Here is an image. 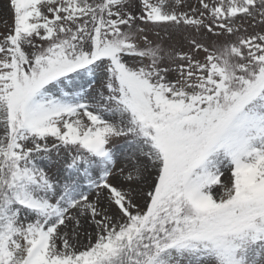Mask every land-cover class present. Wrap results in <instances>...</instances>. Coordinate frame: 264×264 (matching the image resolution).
Masks as SVG:
<instances>
[{
    "label": "snow or ice",
    "instance_id": "obj_1",
    "mask_svg": "<svg viewBox=\"0 0 264 264\" xmlns=\"http://www.w3.org/2000/svg\"><path fill=\"white\" fill-rule=\"evenodd\" d=\"M0 25V264H264V0Z\"/></svg>",
    "mask_w": 264,
    "mask_h": 264
},
{
    "label": "rangeland",
    "instance_id": "obj_2",
    "mask_svg": "<svg viewBox=\"0 0 264 264\" xmlns=\"http://www.w3.org/2000/svg\"><path fill=\"white\" fill-rule=\"evenodd\" d=\"M3 3H4V0H0V4H3ZM8 22L10 23L11 20L9 19ZM0 30H3L2 25H0ZM162 42L167 46V45L175 43V40H168L167 38H165Z\"/></svg>",
    "mask_w": 264,
    "mask_h": 264
}]
</instances>
